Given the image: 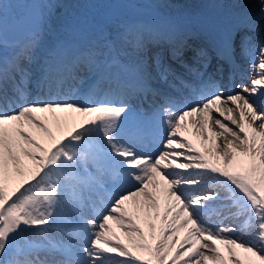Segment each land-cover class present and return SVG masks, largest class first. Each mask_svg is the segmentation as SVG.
<instances>
[{"label":"snow or ice","instance_id":"1","mask_svg":"<svg viewBox=\"0 0 264 264\" xmlns=\"http://www.w3.org/2000/svg\"><path fill=\"white\" fill-rule=\"evenodd\" d=\"M18 7L0 0V264H264V0L195 48L141 23L49 44ZM211 53L258 78L225 95Z\"/></svg>","mask_w":264,"mask_h":264},{"label":"bare ground","instance_id":"2","mask_svg":"<svg viewBox=\"0 0 264 264\" xmlns=\"http://www.w3.org/2000/svg\"><path fill=\"white\" fill-rule=\"evenodd\" d=\"M11 1V3H13V4H18V5H20V7H23V6H25V5H27V4H29L32 0H10ZM35 1H37V2H41L42 0H35ZM44 1V0H43ZM51 2H52V0H50ZM55 1V4H58L61 8H64L66 5H65V2L67 1V0H54ZM68 2H71V0H68ZM234 5H237V4H234ZM59 7V8H60ZM19 8V7H18ZM17 8V9H18ZM16 9V10H17ZM53 9H57L56 7H53ZM17 12V11H16ZM62 15L64 14V13H61ZM52 15H57V14H54V12L52 13Z\"/></svg>","mask_w":264,"mask_h":264},{"label":"rangeland","instance_id":"3","mask_svg":"<svg viewBox=\"0 0 264 264\" xmlns=\"http://www.w3.org/2000/svg\"><path fill=\"white\" fill-rule=\"evenodd\" d=\"M239 238L247 239V238H248V235L244 233V234H243L241 237H239Z\"/></svg>","mask_w":264,"mask_h":264}]
</instances>
